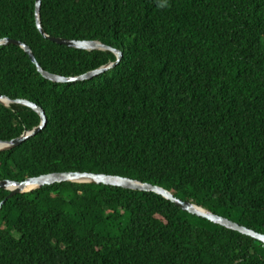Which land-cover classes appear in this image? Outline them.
I'll return each mask as SVG.
<instances>
[{
    "label": "trees",
    "instance_id": "1",
    "mask_svg": "<svg viewBox=\"0 0 264 264\" xmlns=\"http://www.w3.org/2000/svg\"><path fill=\"white\" fill-rule=\"evenodd\" d=\"M41 23L122 57L90 79L54 82L20 45H0V93L47 119L0 151V180L121 175L264 233V0H42ZM2 37L65 76L116 59L44 37L35 0H0ZM39 122L31 107L0 102V141ZM0 264H264V242L154 191L66 180L2 204Z\"/></svg>",
    "mask_w": 264,
    "mask_h": 264
},
{
    "label": "water",
    "instance_id": "2",
    "mask_svg": "<svg viewBox=\"0 0 264 264\" xmlns=\"http://www.w3.org/2000/svg\"><path fill=\"white\" fill-rule=\"evenodd\" d=\"M41 2L42 0H35V21L36 26L40 33L49 38L52 41H55L60 44H65L72 47L92 50V49H103V50H111L115 55L116 59L114 61H109L104 65H100L95 69L88 70L84 73L75 75V76H65L57 73L49 72L41 67V65L37 62L35 55L32 49L24 42L10 37H2L0 38V45L14 43L20 45L26 53L29 55L30 59L37 66L38 71L47 79L54 82H71L77 80H86L90 79L112 67H114L121 59L122 52L110 45H107L99 40H77V39H69L65 37H57L48 34L42 26L41 23ZM0 102L4 105H9L10 103H21L27 105L34 109L40 115V122L38 125L34 126L31 129L24 130L19 136L14 137L10 140H1L0 141V151L4 149H10L14 146L19 145L25 139L35 135L41 128H43L46 124V114L44 109L39 106L37 103L26 99V98H15L12 99L6 95L0 93ZM83 177V178H81ZM76 181V182H95V183H105L109 185L121 186L124 188L137 189V190H145V191H154L156 193L161 194L165 198L173 201L175 204L180 206L182 209H185L191 213L203 216L208 218L211 221L222 224L226 227L238 230L242 233L250 235L258 240L264 242V233L257 232L251 228H248L244 225H241L227 217L216 214L198 204H195L191 201L181 200L173 195V193L159 185H154L149 182H142L137 179H132L129 177L116 175V174H106V173H94L88 171H63V172H49L40 174L38 176L27 177L24 180L17 181L11 179H1L0 180V188H5L10 190L7 196L0 201V207L2 204L10 197L17 193L25 192L33 190L37 187H41L45 184H51L54 182L60 181ZM30 185H34L32 188H28Z\"/></svg>",
    "mask_w": 264,
    "mask_h": 264
},
{
    "label": "bare ground",
    "instance_id": "3",
    "mask_svg": "<svg viewBox=\"0 0 264 264\" xmlns=\"http://www.w3.org/2000/svg\"><path fill=\"white\" fill-rule=\"evenodd\" d=\"M81 178H83V177H81ZM34 185H30L28 188H32Z\"/></svg>",
    "mask_w": 264,
    "mask_h": 264
}]
</instances>
